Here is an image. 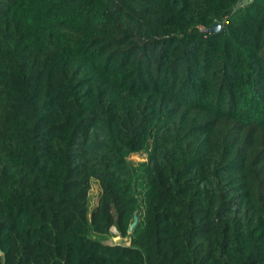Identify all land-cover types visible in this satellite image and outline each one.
<instances>
[{"label": "trees", "instance_id": "obj_1", "mask_svg": "<svg viewBox=\"0 0 264 264\" xmlns=\"http://www.w3.org/2000/svg\"><path fill=\"white\" fill-rule=\"evenodd\" d=\"M237 2L0 0V264H264V0Z\"/></svg>", "mask_w": 264, "mask_h": 264}, {"label": "rangeland", "instance_id": "obj_2", "mask_svg": "<svg viewBox=\"0 0 264 264\" xmlns=\"http://www.w3.org/2000/svg\"><path fill=\"white\" fill-rule=\"evenodd\" d=\"M130 158L135 161H139V160L144 159L145 157L143 154L135 153V154H132ZM99 189H100V185L97 182V180L92 179L91 189H90V200H91L92 207L96 203V198H97ZM110 231H111V234H110L108 241H111V242H119V241L127 242L128 241L127 236H122L114 226L110 228Z\"/></svg>", "mask_w": 264, "mask_h": 264}, {"label": "water", "instance_id": "obj_3", "mask_svg": "<svg viewBox=\"0 0 264 264\" xmlns=\"http://www.w3.org/2000/svg\"><path fill=\"white\" fill-rule=\"evenodd\" d=\"M220 27H221L220 22H219V21H216V22H214L213 25H211V26L209 27V30H211V31H218V30L220 29ZM136 220H137V217H136V215H135V216H134V220L132 221V223H131L130 226H129V230L132 229V226L135 224Z\"/></svg>", "mask_w": 264, "mask_h": 264}, {"label": "built area", "instance_id": "obj_4", "mask_svg": "<svg viewBox=\"0 0 264 264\" xmlns=\"http://www.w3.org/2000/svg\"><path fill=\"white\" fill-rule=\"evenodd\" d=\"M249 1H251V0H238L237 4H238V6H242L246 3H248Z\"/></svg>", "mask_w": 264, "mask_h": 264}]
</instances>
